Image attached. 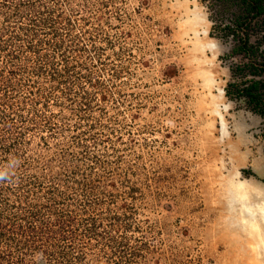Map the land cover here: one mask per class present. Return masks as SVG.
Returning a JSON list of instances; mask_svg holds the SVG:
<instances>
[{"label":"rangeland","instance_id":"rangeland-1","mask_svg":"<svg viewBox=\"0 0 264 264\" xmlns=\"http://www.w3.org/2000/svg\"><path fill=\"white\" fill-rule=\"evenodd\" d=\"M256 81L243 0H0V264H264Z\"/></svg>","mask_w":264,"mask_h":264},{"label":"trees","instance_id":"trees-1","mask_svg":"<svg viewBox=\"0 0 264 264\" xmlns=\"http://www.w3.org/2000/svg\"><path fill=\"white\" fill-rule=\"evenodd\" d=\"M246 2L247 11L255 15H262L264 18V0H243ZM247 40L242 41V46L245 47ZM259 82H253L250 86L242 91V94L249 100L250 103L258 107V113L264 114V101L258 93ZM262 104L261 109H259ZM256 110V109H255Z\"/></svg>","mask_w":264,"mask_h":264},{"label":"clouds","instance_id":"clouds-1","mask_svg":"<svg viewBox=\"0 0 264 264\" xmlns=\"http://www.w3.org/2000/svg\"><path fill=\"white\" fill-rule=\"evenodd\" d=\"M12 177L5 171L0 170V183H10Z\"/></svg>","mask_w":264,"mask_h":264},{"label":"bare ground","instance_id":"bare-ground-1","mask_svg":"<svg viewBox=\"0 0 264 264\" xmlns=\"http://www.w3.org/2000/svg\"><path fill=\"white\" fill-rule=\"evenodd\" d=\"M220 118H221V117H220ZM235 197H236V196H235ZM235 197H232L231 200L234 201V198H235ZM236 199H237V198H236ZM236 199H235V200H236ZM243 200H245V199H243ZM238 201H239V200H238ZM235 202H237V200H236ZM231 203H232V202H231ZM231 203H230V204H231ZM241 205H242V207H241V209H242L241 213L243 212V214H246V213H247V210H246V209H247V207H248V206L246 205V202H242ZM247 214H248V213H247ZM243 217H244V216H243ZM244 219H246V218L244 217Z\"/></svg>","mask_w":264,"mask_h":264}]
</instances>
